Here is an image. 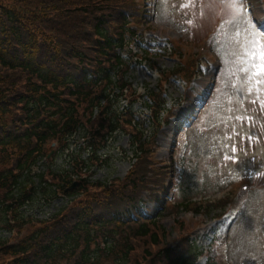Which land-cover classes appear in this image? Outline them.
<instances>
[{
  "label": "trees",
  "instance_id": "1",
  "mask_svg": "<svg viewBox=\"0 0 264 264\" xmlns=\"http://www.w3.org/2000/svg\"><path fill=\"white\" fill-rule=\"evenodd\" d=\"M144 7L137 0H0V264H192L201 254L180 215L215 203H163L154 216L144 209V192L158 199L166 176L153 159L152 133L164 97L149 93L147 118L133 103L120 109L128 94L135 99L127 75ZM185 64L164 80L191 81L196 63ZM122 134L130 137L129 171L93 179L109 164L103 150ZM59 198L47 216L30 211Z\"/></svg>",
  "mask_w": 264,
  "mask_h": 264
},
{
  "label": "rangeland",
  "instance_id": "2",
  "mask_svg": "<svg viewBox=\"0 0 264 264\" xmlns=\"http://www.w3.org/2000/svg\"><path fill=\"white\" fill-rule=\"evenodd\" d=\"M145 2L152 21L144 36L145 55L128 73L132 87L142 94L160 89L159 70L175 69L180 61L174 55L172 40L191 43L200 61L198 75L189 83L171 77L161 90L166 108L172 106L175 116L157 131L158 158L171 156L172 133L179 122H186L172 155L178 162L179 182L169 197L177 202L215 201L230 194L235 202L230 208L236 210L227 211L226 206L225 217L218 222L216 217L223 212L221 199L203 215H194L200 219L195 230L197 241L207 247L216 230L227 240L223 246L217 245L215 264H264V72L249 79L256 71L252 65L261 63L264 35L258 28L262 26L264 31V0H244L246 11L240 13L233 12L226 0ZM212 81V91L202 106ZM143 97L136 107L147 112L142 107ZM195 107L197 111L190 116ZM102 153L109 156V164L92 178L123 179L132 163L129 136H117ZM245 182L250 186L247 191L240 188ZM61 202L59 198L48 206L37 201L30 211L41 218ZM147 205L154 206L151 202ZM172 221L168 217L161 223L168 228ZM204 261L202 258L195 264Z\"/></svg>",
  "mask_w": 264,
  "mask_h": 264
},
{
  "label": "snow or ice",
  "instance_id": "3",
  "mask_svg": "<svg viewBox=\"0 0 264 264\" xmlns=\"http://www.w3.org/2000/svg\"><path fill=\"white\" fill-rule=\"evenodd\" d=\"M226 2L228 4V6L232 9L233 12L240 13V12L246 11V9L244 7V0H226ZM261 48H262V50L259 53L260 58H261V63L259 65H255V64L252 65V67L255 68L256 71L253 73V75L251 77H249L250 80L253 79L257 73L264 72V45H262ZM248 55L255 56L256 53L248 52ZM244 71L247 72L248 69L245 68ZM256 83L259 84L260 81L257 80ZM249 91H251V88L249 89Z\"/></svg>",
  "mask_w": 264,
  "mask_h": 264
},
{
  "label": "water",
  "instance_id": "4",
  "mask_svg": "<svg viewBox=\"0 0 264 264\" xmlns=\"http://www.w3.org/2000/svg\"><path fill=\"white\" fill-rule=\"evenodd\" d=\"M74 186H75V184L72 187H74Z\"/></svg>",
  "mask_w": 264,
  "mask_h": 264
}]
</instances>
